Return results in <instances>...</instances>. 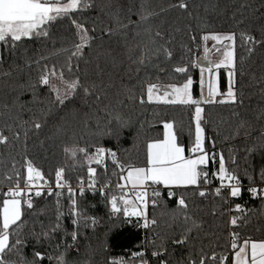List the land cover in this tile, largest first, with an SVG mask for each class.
<instances>
[{
  "label": "snow or ice",
  "instance_id": "6c2138e0",
  "mask_svg": "<svg viewBox=\"0 0 264 264\" xmlns=\"http://www.w3.org/2000/svg\"><path fill=\"white\" fill-rule=\"evenodd\" d=\"M208 11V4H197L195 0H172L167 8L156 10L150 0H135L127 6L124 3H113V0H0V62L4 60L7 52L15 56L26 41L47 40L51 37V30L65 20L70 21L75 29L71 48L60 51L68 53V60L57 70L55 65L48 67L47 57H40L34 61L26 60L29 69L36 65L35 80L21 85L25 91H30L32 99L26 101L31 104L36 102L38 94L47 89L46 100L41 101L46 107L40 114H34L29 120H21L19 114H13L8 105H5L4 127L11 136L0 131V146L15 147L21 144V130L23 131V159L21 168H16L13 159L11 173H6L4 180L8 182L7 190H0V264H44L45 259L52 264H96L91 258L95 251L83 252L80 245L81 228L96 227L98 221L95 216H88L81 211L77 193L84 198L88 193L99 194L108 209L107 218L110 222L108 232L105 233V243L98 250H107V238L113 228L121 224H129L145 229L157 224L156 219H148L146 212L149 196L151 204L157 207L163 200L164 193L167 198L174 200L176 208L173 210V220L182 221L180 237L173 238L172 244L184 246L189 243L194 232L203 229V221L197 219L190 210L196 204V197L207 200L209 195L218 198L223 204L229 206V211L241 213L240 216L232 215L227 222L229 225L230 248L233 255H221L217 261L215 253L211 257L201 255L197 259L194 252H189L186 258L176 261V264H264V241L255 242L245 239L240 243L236 228L238 221L246 219V210L238 202L243 196V183L235 169H229L223 151H216V139L206 135L203 127L204 104L232 106L231 116L235 120V128L229 139L238 138L243 132L245 136L251 134L254 128L253 119L264 120V105L255 109L245 107L243 90L239 89L237 82V57L235 52L236 32L204 34L200 41H213L215 45H223L222 59L219 62L201 63L193 52V45H197L195 32L188 23L184 29L176 26L175 21L169 23L160 20L161 13L170 9L176 10L190 22L200 26L203 21L199 16V8ZM215 7V5H212ZM252 9L251 4L242 3L239 6L240 18L233 17L237 28L245 25L249 18L246 10ZM264 4L261 9H252V15L259 13L256 19L260 24L261 37L257 39L246 29L240 28L242 46L251 55L257 48L264 49ZM94 17V22L89 29L87 20L79 19L82 16ZM107 17L105 24L102 17ZM99 21L100 43L96 45L97 24ZM206 26V25H205ZM190 34L191 44L181 41V48L189 55L187 62L181 58L180 63H173L176 42V33ZM91 50V57L86 54ZM220 51V49H217ZM204 60L207 61L208 48L204 47ZM95 60L94 73L89 75L84 70L85 79H81L80 61L85 64ZM155 58V59H153ZM172 65L171 72L175 74L174 83H157L150 78L146 81L139 96L133 74L139 80V73L160 59ZM42 61L45 63L42 64ZM75 61V65L73 64ZM244 58L240 59L243 64ZM226 70V91L221 89L220 69ZM199 70V83L201 95L199 99L193 96L194 75L192 70ZM65 70L70 74L65 77ZM167 74V70L161 68ZM244 74L243 69L240 75ZM4 76L10 73H3ZM207 75V81H205ZM254 82L259 86L261 100L264 101V71ZM205 84L207 92L204 94ZM219 97V99H217ZM19 97L13 102L15 106ZM185 105L194 107L191 120L195 125L194 139H190V146L182 145L174 132V123H163V137H145L141 142L139 130L132 137L133 147L138 149V162L122 159L120 153L129 149L122 145L127 143L126 135L132 134L133 124L126 116L125 109L131 110L137 105ZM25 105L21 104L22 109ZM41 116L43 119H41ZM49 117L53 122L45 140H40V147H59L65 159L72 161L71 168L83 169L87 167V180L80 176L77 187L73 188L66 173L67 166H57L54 170V181L45 176L32 158L28 155L29 140L35 136L37 139L49 126ZM12 121V123H9ZM143 128V125H141ZM87 130L97 143L92 145L79 144L78 136ZM219 135V133H218ZM191 136V133H190ZM259 139L264 141V130L260 131ZM50 142V143H47ZM115 143L114 148H107L106 143ZM211 143V149L208 144ZM264 148V143L260 145ZM245 151L251 155L257 151L255 145ZM217 157L218 166H217ZM248 157H245L247 159ZM109 161L118 175L119 181L115 187L120 195H109L112 188L110 181H101L100 169L107 174ZM233 165L236 158L231 159ZM245 175H248L245 172ZM260 180L264 183V164L260 167ZM213 180L218 182L213 183ZM248 193L252 199L264 197V187L253 186L254 176L248 175ZM85 184L87 185L85 187ZM65 191L68 211H64L62 200ZM188 193L192 194L191 201ZM55 197V218L49 220L45 228L40 217L49 215L47 202ZM131 197H134L132 199ZM39 201H44L42 207ZM264 202V200H262ZM232 204H235L234 210ZM123 205V208H121ZM25 209L37 218L42 231L25 233ZM123 219H121V214ZM215 217L217 212L213 210ZM65 217L70 219L71 227L65 223ZM133 218L135 223L133 224ZM63 233L62 243H58L54 254H45L40 249L45 241L49 243L58 234ZM29 236L31 239H29ZM32 244L31 258L26 254V249ZM70 240V242H69ZM151 243L155 244L154 241ZM135 256L141 257L140 264H151L145 259V253L137 252ZM170 253L166 246H160L152 251L151 256L158 259L159 264H170L165 259ZM104 264H109L107 260Z\"/></svg>",
  "mask_w": 264,
  "mask_h": 264
},
{
  "label": "trees",
  "instance_id": "16d2710c",
  "mask_svg": "<svg viewBox=\"0 0 264 264\" xmlns=\"http://www.w3.org/2000/svg\"><path fill=\"white\" fill-rule=\"evenodd\" d=\"M98 3L103 0H97ZM133 0H113V3H124L126 6L131 4ZM152 6L159 10L161 7L167 8L172 0H150ZM197 4H208V11L205 12L203 7H200L198 12L202 18L203 23L198 26L195 22H190L185 17L181 16L176 10H169L161 13L160 20H165L169 23L175 21L176 26L184 29L188 23L195 32L197 38V45H193V52L196 57L202 60L203 53V41H200V37L204 34L211 33H229L236 32L235 52L237 57V82L239 89L243 90L244 105L245 107H251L258 113L259 107L264 105V101L261 100L259 86L254 82L253 76L257 78L264 71V49L257 48V50L249 57L246 48L242 46L240 39V28L246 29L257 39H260V24L262 21L256 19L259 13L255 16L252 15V9H261V5L264 4V0H195ZM138 5L139 0H135ZM247 3L252 5V9L246 10V15L249 17L245 25L237 28L234 23L233 17L240 18L238 11L240 4ZM215 5V7H212ZM264 10V9H262ZM82 20H87L88 27L91 29L94 17L82 16L78 17ZM105 24L108 22V18L102 17ZM97 24V31L95 33L97 40L96 45L100 43L99 27L101 26L99 21H95ZM206 25V26H205ZM75 29L72 28L70 21L65 20L51 30V37L47 40H32L26 41L18 50L15 56H10L7 52L4 54L3 62H0V131H4L6 135L11 136V133L4 127L5 122V105L9 106V109L13 114H19L21 120H29L34 114L39 115L40 110L45 108L46 105L41 101L46 100L48 96L47 89L42 90L38 94L36 102L28 104L26 101L32 99L30 91H25L21 88V85L27 84L30 80H35L36 77V65L33 63L32 68L29 69L26 65V60L34 61L40 57H47V65L49 68L55 65L57 70L64 65L68 60V53L60 51L63 48H71L72 41L75 39L73 33ZM176 42L173 45L175 60L173 63H180L181 58L187 62L189 55L186 54L181 48V41L185 44H191L190 34L186 32L176 33ZM91 57V50L86 54V58ZM244 58L243 64L240 63V59ZM155 59V58H153ZM45 61H42V64ZM156 64L148 66L146 69L139 73L140 79H136V74H133V81L136 86L137 95L139 96L141 89L146 86L147 79H151L157 83H174L176 82L175 74L171 72L172 65L166 63L163 58ZM75 65V61H73ZM80 77L85 79L84 70H87L89 75L94 73L95 60L92 58L91 62L85 64L83 60L80 61ZM161 68L167 70V74L161 71ZM241 68L244 74L240 75ZM10 73L8 76H4L3 73ZM194 75L193 96L196 99L200 98L199 93V70H192ZM218 76L220 78L221 89L226 91V70L220 69ZM65 77L69 78L70 74L65 70ZM19 100L13 106V102L16 98ZM25 106L21 109L20 105ZM202 107L205 109L203 113V127L206 129V135L210 138L216 139V151L219 153L223 151L226 159V165L229 169H235L237 174L241 177L243 184H249L248 175L254 176V184H264L260 180V167L264 164V148L260 145L264 143L259 139L261 130H264V120L256 121L251 114H247L248 118L253 119L254 128L251 130L249 136H245L241 132L240 136L235 139H229L235 128V120L231 116L232 106L229 105H211L204 104ZM125 114L128 116L133 124L132 134L126 135L125 139L127 143L123 144V148L129 149L128 152H121L122 159H130L131 161L138 162V149L133 147L132 137L139 130L141 133V142L145 137H163V123L173 122L174 132L177 135L179 142L184 146H190V139H194L195 125L191 120V116L194 113V107L185 105H157V104H145L143 107L137 105L131 110L125 109ZM41 119L43 117L41 116ZM53 117H49V126L44 129L39 139L35 136L29 140L28 155L35 162L36 166L43 171L46 178L51 177L54 180V170L57 166H67L68 171L66 173L68 179L71 181L72 186H77V181L80 176H83L86 181L87 167L83 169L77 167L72 170L70 159H65L63 153L59 147H40V140H45L49 134ZM12 123V121H9ZM143 125V128H141ZM191 133V136H190ZM219 133V135H218ZM79 144L81 146L92 145L98 141L87 130L81 132L78 136ZM23 131L21 130V144L12 147L0 146V190H7L8 182L4 180L6 173H11L13 159L16 162V168L19 170L22 164V147ZM50 143V142H47ZM255 145L257 151L249 155L245 149ZM107 148H114L115 143L104 144ZM211 143L208 144V148L211 149ZM236 158V164L231 163L232 157ZM245 157H248L245 159ZM113 172L118 173V169H114L109 161V167L107 174H104V170L100 169L101 181H110L112 188L109 191V195H120L115 185L120 182L118 175H114ZM247 172L248 175H245ZM188 197L191 201L192 194L188 193ZM81 211L88 216H95L97 218V225L93 229L92 227L81 228L80 245L83 252L95 251V254L91 256L96 261V264H104L107 260L109 264H140L141 257L135 256L134 253H145L144 258L148 259L151 264H159L158 259L151 256L152 251L156 250L160 246H166L169 256L165 259L169 260L170 264H176L177 260L186 258L189 252H194L197 259H199L202 252L211 257L215 253L217 261L221 255L228 256L230 258L233 255L229 243V206L223 204L218 198H214L209 195L207 200H201L198 196L195 206L190 203L191 213L199 220L203 221V229L192 234V238L188 244L184 246H178L172 244L173 238H179L182 231V221L173 220V210L176 208L175 201L169 200L165 195L163 200L159 202L157 207L150 206L148 208V219H156L157 224L150 226L148 229L143 227H135L129 224H121L112 229L109 233L106 244V251H98L105 243V233L108 232L110 222L107 218L108 209L105 206L104 201L99 194L92 195L88 193L84 198L77 196ZM150 196V202H151ZM264 198L251 200L243 192V196L240 200L236 201L240 203L246 210V219L238 221V227L236 232L239 234L240 243L245 239L259 242L264 240ZM67 195H64L62 204L64 205V211L67 212L66 205ZM39 204L43 207L45 202L39 201ZM232 209L235 208V204H232ZM123 208V205H121ZM215 210L217 215L213 217L211 212ZM47 211L49 213L46 217H40L45 228L48 227L49 220L54 221L55 218V197L51 198L47 202ZM121 219H123L122 213ZM232 215L240 216L241 213L232 211ZM26 221L24 227L25 233L29 234L32 231L40 233L42 231L41 224L37 222V218L29 214L25 209ZM65 223L70 228V219L65 217ZM135 218H133V224ZM29 239L31 237L29 236ZM64 239L63 233H58L53 239L51 244L47 241L44 242L43 247L40 249L45 254H54L56 245L62 243ZM152 241L155 244L151 243ZM70 242V240H69ZM32 244L35 241L32 240L29 247L26 249V254L29 258L32 255ZM44 264H49V261L45 259ZM52 264H55L53 261ZM211 264V261H210Z\"/></svg>",
  "mask_w": 264,
  "mask_h": 264
},
{
  "label": "rangeland",
  "instance_id": "374dc122",
  "mask_svg": "<svg viewBox=\"0 0 264 264\" xmlns=\"http://www.w3.org/2000/svg\"><path fill=\"white\" fill-rule=\"evenodd\" d=\"M205 46L208 48V53H207L208 62H219V60L222 59L223 45H215L213 41L209 40L207 42H203V53H202L203 61H205L204 60V56H205L204 47ZM217 49H220V51H217ZM205 81H207V75H205ZM199 87H200V83H199ZM205 90H207L206 84H205L204 91ZM217 99H219V97Z\"/></svg>",
  "mask_w": 264,
  "mask_h": 264
},
{
  "label": "built area",
  "instance_id": "2783aa9c",
  "mask_svg": "<svg viewBox=\"0 0 264 264\" xmlns=\"http://www.w3.org/2000/svg\"><path fill=\"white\" fill-rule=\"evenodd\" d=\"M218 157H217V166H218ZM86 180H87V175H86ZM54 181V180H53ZM213 183L214 184H217L218 185V182H216V181H214L213 180ZM87 185L85 184V187H86ZM248 186H249V184H243V187H244V193L248 196V198L249 199H251V200H257V199H261V198H264V197H257L256 199H252L251 197H250V194L248 193V191H247V188H248ZM253 186H257V187H264V184H253ZM77 186H73V188H76ZM64 195H68L67 194V192L65 191V193H64ZM164 195L167 197V192H165L164 193ZM77 196H78V193H77ZM150 206H152V204H151V202H150V196H149V202H148V206H147V212H148V208L150 207ZM234 210V209H233ZM228 213H229V220L231 219V213L232 212H230L229 210H228ZM148 229V228H147ZM229 240H230V236H229Z\"/></svg>",
  "mask_w": 264,
  "mask_h": 264
},
{
  "label": "crops",
  "instance_id": "0c3cea01",
  "mask_svg": "<svg viewBox=\"0 0 264 264\" xmlns=\"http://www.w3.org/2000/svg\"><path fill=\"white\" fill-rule=\"evenodd\" d=\"M203 91H204V90H203ZM206 92H207V90L204 91V94H206ZM199 93H200V95H201V89H200V87H199ZM131 198L134 199V197H131ZM146 212H147V209H146ZM262 241H264V240H262ZM259 242H260V241H259ZM242 243H243V242H242ZM242 243H241V244H242ZM233 254H234V253H233Z\"/></svg>",
  "mask_w": 264,
  "mask_h": 264
},
{
  "label": "water",
  "instance_id": "95a60500",
  "mask_svg": "<svg viewBox=\"0 0 264 264\" xmlns=\"http://www.w3.org/2000/svg\"><path fill=\"white\" fill-rule=\"evenodd\" d=\"M201 63H205V62H208V61H203V60H200Z\"/></svg>",
  "mask_w": 264,
  "mask_h": 264
}]
</instances>
